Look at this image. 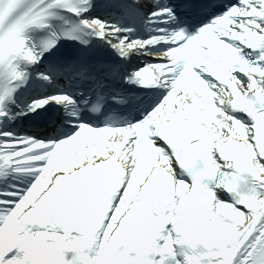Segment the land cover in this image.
Wrapping results in <instances>:
<instances>
[{
    "label": "snow or ice",
    "instance_id": "snow-or-ice-1",
    "mask_svg": "<svg viewBox=\"0 0 264 264\" xmlns=\"http://www.w3.org/2000/svg\"><path fill=\"white\" fill-rule=\"evenodd\" d=\"M0 264H264V0H0Z\"/></svg>",
    "mask_w": 264,
    "mask_h": 264
}]
</instances>
